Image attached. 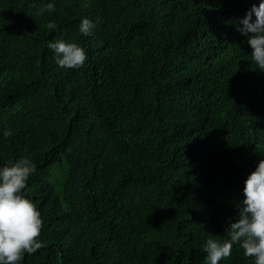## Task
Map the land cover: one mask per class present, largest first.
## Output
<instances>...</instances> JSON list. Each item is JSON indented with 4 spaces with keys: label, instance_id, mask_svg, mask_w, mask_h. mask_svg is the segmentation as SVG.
I'll use <instances>...</instances> for the list:
<instances>
[{
    "label": "trees",
    "instance_id": "trees-1",
    "mask_svg": "<svg viewBox=\"0 0 264 264\" xmlns=\"http://www.w3.org/2000/svg\"><path fill=\"white\" fill-rule=\"evenodd\" d=\"M260 2L0 0V167L36 165L46 245L20 264H205L264 159V71L237 30ZM59 39L83 66L57 65Z\"/></svg>",
    "mask_w": 264,
    "mask_h": 264
},
{
    "label": "clouds",
    "instance_id": "clouds-1",
    "mask_svg": "<svg viewBox=\"0 0 264 264\" xmlns=\"http://www.w3.org/2000/svg\"><path fill=\"white\" fill-rule=\"evenodd\" d=\"M43 11L55 12V5L45 4ZM46 26L50 30L58 27L54 21ZM94 27L85 17L80 22L79 32L87 36ZM237 30L248 38L252 62L264 71V0L258 6L252 5L238 21ZM47 47L54 51L61 68L77 69L87 60L85 50L76 43L59 39L49 41ZM11 134L7 130L3 133L6 138ZM36 171V165L27 157L0 167V264H20L25 253L33 255L46 246L41 240L44 226L41 213L24 194L29 177ZM243 195L237 205L235 222L230 220L226 229L227 239L223 242L215 238L207 240L205 264H219L229 258L234 245L243 250L244 256L254 258V264H264V159L245 180Z\"/></svg>",
    "mask_w": 264,
    "mask_h": 264
}]
</instances>
